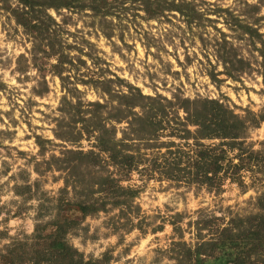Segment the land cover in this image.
<instances>
[{
	"label": "rangeland",
	"instance_id": "374dc122",
	"mask_svg": "<svg viewBox=\"0 0 264 264\" xmlns=\"http://www.w3.org/2000/svg\"><path fill=\"white\" fill-rule=\"evenodd\" d=\"M149 1L39 10L38 36L16 22L18 0H0V264L58 217L74 221L65 240L83 262L187 264L223 227L264 216L263 161L206 183L192 151L215 146L235 164L239 149L264 155V0ZM209 101L238 117L236 150L195 139L191 114ZM89 117L129 169L84 130ZM87 200L104 210L81 216ZM251 260L264 264V251Z\"/></svg>",
	"mask_w": 264,
	"mask_h": 264
},
{
	"label": "trees",
	"instance_id": "16d2710c",
	"mask_svg": "<svg viewBox=\"0 0 264 264\" xmlns=\"http://www.w3.org/2000/svg\"><path fill=\"white\" fill-rule=\"evenodd\" d=\"M96 2V0H92ZM105 2L106 0H101ZM149 1V0H148ZM22 9L12 10L16 22L28 33L37 34L42 36L44 28L42 29V22L39 21V10L49 8H70L75 0H18ZM150 2V1H149ZM148 10V8H145ZM216 105V106H215ZM216 107L215 108H213ZM93 114L103 108L98 102L89 103ZM90 109V110H91ZM193 125H196L195 139H220L223 140V146H227L229 150H236L237 139L240 138L238 131L241 127L237 126L236 121L238 117L229 111L225 110L221 104L216 101H209L202 105V108L191 114ZM95 118V116H94ZM94 118H82L84 130L90 135L98 132L95 135V141L101 151H111V159L114 163H120L123 167L129 169L132 165V158L123 156L118 159V153L114 152L113 148L106 149L108 143L106 136L109 133L107 128H103L102 124ZM94 119V120H93ZM149 119V120H148ZM93 120V121H92ZM92 121V122H91ZM91 122V124H89ZM240 124V120L238 121ZM155 122L151 117L145 120L144 118L137 119V131L145 130L149 126H153ZM242 123V122H241ZM202 147L199 150V147ZM199 151L196 152V159L193 161L196 172L195 177H201L204 182H210L213 178L222 172L228 176L230 180L237 175L241 170L245 169L246 164L249 162L259 164L260 161L264 162V155L258 152H251L247 155L240 150L239 155H236L239 163H234L232 159H227L226 151L220 149L216 150L215 146H197ZM90 157L95 159L98 156L92 154ZM221 161H225L224 167L220 165ZM232 162L234 164H232ZM219 180V179H218ZM220 181V180H219ZM111 188L110 193H119L117 184L114 181L108 182ZM211 186V183H210ZM109 191L105 194L109 195ZM70 205L69 202L65 203ZM74 210L85 217L99 210H104V204L97 205L95 202L82 201L75 204ZM258 216V215H255ZM259 223L252 224L250 228L244 230L233 231L231 227H223L220 235L218 234L213 240L205 243H199L194 248V251L189 249L182 259L187 264H254L251 257L258 254L259 251H264V216L259 217ZM75 223L73 220L63 218H56L50 226L51 233L46 236H39V232L33 235V244L30 251L24 250L22 253L9 256V264H99L97 261L83 262L76 250L70 247L66 240V234ZM238 228V227H237ZM17 261V262H16ZM262 262V261H261ZM263 263V262H262Z\"/></svg>",
	"mask_w": 264,
	"mask_h": 264
}]
</instances>
